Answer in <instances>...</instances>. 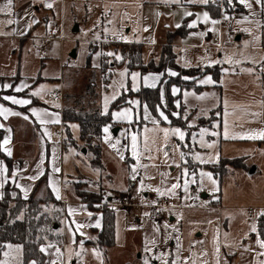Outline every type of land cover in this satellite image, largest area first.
I'll list each match as a JSON object with an SVG mask.
<instances>
[{
  "label": "rangeland",
  "instance_id": "obj_1",
  "mask_svg": "<svg viewBox=\"0 0 264 264\" xmlns=\"http://www.w3.org/2000/svg\"><path fill=\"white\" fill-rule=\"evenodd\" d=\"M48 1L52 5L51 8L45 7L43 0H12L11 11L5 9L0 12V82L5 87L7 78H11L17 80L18 87H26L37 80L31 89L34 93L38 92L36 99L40 103L49 106L45 107L46 110L44 107H37L40 118L36 115L34 117L39 122L40 119L50 121L57 117L50 108L54 105L47 97V90L57 88L59 81L63 86V107L73 105L76 98L83 96L85 86L90 81L89 70L85 66L88 58L90 65L97 67L101 54L111 53V56H119V48L112 45L114 42L142 43L140 41L158 40L161 38L165 21L171 24V19L163 20L161 14L166 13L170 6L178 5V2L186 1L198 6L217 0H208V3H200L199 0ZM228 1L232 3L234 0ZM238 1L242 3L241 0ZM29 2L36 8L35 13L40 25L34 26L32 34L45 35L43 39L22 40L23 38L12 36L26 27V20L22 21L23 15L19 13L25 10ZM6 4L7 0H0V8H4ZM242 4L249 14H257L264 34V0H245ZM218 7L221 10L220 2ZM225 13L227 12L220 14V23L223 19L231 22V16ZM198 14L199 18H204L201 13ZM9 20L13 22L8 23ZM222 35L223 50H219L220 53L223 51L220 64L224 67L225 77L222 80L230 82L227 73H239L241 86H252L253 79L264 72V47H253L247 40L240 41L235 36L228 39L225 29L222 30ZM144 48L147 55L151 47L146 45ZM73 49L75 56L71 57L70 52ZM122 69L121 66L117 68L114 79ZM122 77L113 79V83ZM205 78L209 76L203 75L198 83ZM111 88L114 93L115 87ZM97 89L99 90V86ZM245 92L242 89L239 96L235 95V99L232 95H226L224 103L233 107L237 104L241 113L249 112L250 116H260L258 101H254L253 97ZM218 97V91L211 86H206L202 92L184 90L181 99L188 111L192 112L185 127L148 121L132 122L131 113L128 111L127 118H120L121 128L114 132L113 128L120 125L103 127L100 139L95 140L100 145V168L91 164L94 157L91 151H77L71 143V139H76L78 135L76 122L69 124L72 136L63 142L61 149H58L56 138L50 134V144L53 148L51 162L46 166L52 174L53 189L58 190V182H52L53 172H56V178L60 179L59 190L63 198L67 196L66 191L73 188L82 178L80 174L85 175L96 188L102 184L103 201L93 206L114 208L115 213L114 242L105 250L98 249L90 244L75 243L71 223L66 218L69 217L72 223L76 222V209L73 204H69L61 218L60 230L64 242L60 248L63 244L64 248L59 252L64 254L63 264H72L74 260L82 264H145V260L148 264H264V248L257 243L258 240H264V233L261 234L259 229L260 222H263L264 226V216L260 215L264 211V197L258 195L262 190L254 179L247 183L243 178H231L226 192L223 189L224 193L219 197L222 189L218 177L203 166L206 163H217L221 155L222 131L220 133L218 120H215L217 113L209 112L212 105L218 102ZM0 105L20 113L18 116L9 115L7 118L0 116L3 136L9 137L7 145L3 144L4 139L0 142V151L10 156L12 161V170L0 173V184L4 185L8 181L9 185L14 186V170L18 168L24 171V162L17 164L16 160H30L38 153V144L34 139L38 137L39 128L25 111L12 108L1 100ZM225 113L235 114L236 111L231 108ZM25 116L28 118L25 119ZM182 117L185 118L186 115ZM52 125H49L50 131L54 127ZM105 128L108 129L107 133ZM176 128L184 132L183 140L172 134L171 130ZM163 129H169L167 137ZM201 129L206 130L203 136ZM230 129L237 135L248 136L245 132V121L241 120ZM10 132L13 139L9 135ZM106 136L109 137L107 141ZM134 136L136 156H133ZM110 144H115L116 147H110ZM5 148L11 149V155ZM0 162L7 169L4 160L0 158ZM133 168L136 169L135 172L132 171ZM48 174L47 179L50 175ZM133 176L136 178L132 179ZM81 183L80 181V187H85ZM174 184L179 187L172 189ZM40 186L39 188H42L44 185ZM2 191L3 186L0 187V197ZM161 192L165 195H160ZM11 194L14 195L15 191L12 190ZM109 196L113 199L108 200ZM160 196L166 197L171 206L162 209V221L160 225H156L148 217L149 208L143 204L153 202ZM219 199L224 208L217 209L215 206L214 202ZM126 200L133 204L131 208L107 204L122 203ZM256 201H260L261 204H257L260 207L250 206L257 203ZM77 217L85 224L89 216L81 212ZM87 235L91 236V231H88ZM21 252L20 244H5L0 250V264H21Z\"/></svg>",
  "mask_w": 264,
  "mask_h": 264
},
{
  "label": "crops",
  "instance_id": "obj_2",
  "mask_svg": "<svg viewBox=\"0 0 264 264\" xmlns=\"http://www.w3.org/2000/svg\"><path fill=\"white\" fill-rule=\"evenodd\" d=\"M219 2L222 5V8H220L221 10H219V7H218L219 16L221 13L225 11L227 12L225 13L227 16L229 17L231 16L230 17L231 25L234 30L235 38L240 41L247 40L253 47H256L259 49L263 48L264 47V34H263L262 28L260 27L261 22H259V19H257L259 18L257 17V14L255 15L249 14L245 6L242 3H240L238 0H234L232 3H230V1L228 0H217L214 3L219 4ZM43 3L45 7H47L46 5L50 4V1L43 0ZM177 4L178 5L170 6L171 8H168V11L166 13L161 14L163 15V18H164L163 20L171 19V24L170 22L165 21V23L162 25L163 27L161 30V34H162L161 38H159L158 40H154V41H152V39H149L146 41L144 40L140 41L142 42L144 47L146 45L151 47L150 49H148L147 55H145L146 48L142 46L143 47L142 48V61L143 63H147L149 60H153L155 63L158 62L159 57H160L161 47L165 43L166 33L169 30H173L174 28H176V25L178 24L180 25L185 20V24L188 28L187 33L181 37H176L173 43L171 44L173 52L176 55L175 62L179 66H182V67L206 68L209 66L220 65L221 73L219 76V80L215 81L210 73L202 74L195 81V84L200 86V89L197 90L196 92H202L206 86H211L216 91H218V94H219L218 102L212 105V107L209 109V112L210 114L212 112L217 113L215 120H218L220 133L222 131L221 146H220L221 155L219 159L220 158H242L243 163L247 166V168L229 167L228 172L222 177L220 181L222 190L220 191L219 197H222L224 193L223 189L226 192V188L228 187L227 184H230V182L232 181L231 178H234V179L243 178V180H245V182L247 183H250L249 181H251V179H254L257 183V186L262 190V192L258 193V195L261 194L260 196L264 197V139L241 138V137H247V136L240 135V134L237 135L235 132L231 131L230 129L232 125H236L238 122L242 120L247 123V129L245 130V132L248 133V135L255 134L258 136L262 131H264V72L260 73V75H258L257 77L253 79L252 86L250 84H247L245 87L241 86L242 80L240 78L239 73H230V72L227 73L228 75L227 78L230 79V82L228 81L224 82L222 80V78L225 77L224 67L220 64L222 62L221 59L223 57V51L221 53L219 52V50H223L222 48H223L224 43L222 44V38H223L222 30L224 28H222L221 26L219 16L217 18L212 17L211 12L209 11L208 8L205 7V4L196 6V5H191L187 3L186 1L181 2V3L178 2ZM202 7H205V8H202ZM35 9L36 8H34L33 4L29 2L25 6V10H23V12L20 11L19 14L23 15L22 21L26 20V24H25L26 27H24L23 30H21L20 32H15V34L12 35L13 37L23 38L22 40H27V39H32V38L43 39V37H45V35L36 36L32 34L34 30V26L40 27V25L38 24L39 19L38 17H36ZM185 13H191V15H185ZM198 13H201L200 15L203 17H204V13H207L208 19L205 20L204 18L203 19L199 18ZM20 15H19V21H21ZM33 20H35L36 23H32ZM213 21H215L216 23H213ZM162 22L163 21L161 19V24ZM193 22H195L194 26L189 27V25L193 24ZM14 24L16 25L17 22L15 21ZM29 25H31V27H29ZM256 25L258 26V28H256ZM76 30H78L77 25H76ZM220 32H221V36H220ZM21 33H23V35H21ZM201 33H203V35H201ZM131 42L132 41H126V43H131ZM135 43H138V42H135ZM62 46H63V43H62ZM262 60H263L262 64L264 65V59ZM170 72H174V71H171L170 69L166 70L167 74H169ZM121 73H124L123 76L125 77V79H123V77L120 75ZM132 73H139L140 76L137 77L135 81H133L132 75H131ZM120 74L117 77L121 76L123 80L120 79L118 80V82L114 84L113 81L117 77L115 79L112 77L110 83L108 84L107 89L102 91L101 105H102V111L104 113L107 112L110 103L114 100L113 97L115 98L118 97L122 90H127L128 87L131 88L133 91L139 89L141 86L151 87L149 85L152 84V81L149 80L148 83L146 84L143 79V77L149 76V74L159 76V79L155 81V86L159 84L160 79L162 77L161 71H158V72L148 71V72L141 74L139 71L134 70L128 75L126 68H123ZM203 75H208L212 79L213 83L207 84V85H202L198 83L199 82L198 80ZM128 77H129V83L127 80ZM7 79L8 80L6 81L7 82L6 85H9V87H3L2 86L3 84L0 82V89L8 88V89H11L12 92H19V91H16V89L18 88L17 80L11 79V78H7ZM113 86L115 87V90H116L114 93L112 92L113 90L111 88ZM29 87L30 85L26 87L25 85L22 87H19L21 89L20 91L28 89V92L26 95H23V96L13 95V94L5 95V96L15 97L16 99H24V100L30 101V103L28 104H23V105L14 104V105L18 107H26V111H25L26 115L29 116L30 120H34L38 124V128H39L38 137H36L34 140L38 144L37 145L38 153L40 150V154L36 153V155L30 160L22 161L21 164H23L24 162V167H23L24 171L21 170L22 171L21 172L18 168H16L12 176V180L14 181V186L17 189H19L23 197H27L28 195H30L36 180H38L44 174L47 163L49 164V162H51L50 157H51V151L53 147L50 144L51 143L50 138L53 136V129H55L59 125V123L63 121L62 112L59 111V106L53 103L54 107H50V108L53 109V112L54 114L56 113L57 117L53 118L52 120L48 122H51V124H53L52 126L54 127L50 131L49 125L51 124H48V122L45 124H41L34 117L31 110L33 109V107L36 109L37 107H44V109L46 110L47 108L45 107H49V106L43 102L40 103L36 99V95H33L34 92L31 89L33 87L31 88ZM173 89H177V91L174 93ZM242 89L246 91L245 94L247 93V95L252 96L254 101H258L257 105L261 112L260 116H255L254 113H253L254 116H250L249 112L248 113L246 112L245 114L241 113V109L237 106V104H235L236 106L233 107L231 104L227 105L224 103V98L226 97V95H232V98L235 99V95L239 96L242 92ZM170 90L173 95L179 96L175 100L176 109H179L180 106H183V111H182L181 116L186 115L185 118L187 122L188 118L192 115V112L188 111L189 109H187L181 97H182V93L184 90H193V89L180 90L179 86L173 84L171 85ZM20 96L21 98H17ZM32 98L36 99L40 103V105L32 104L31 103ZM231 102H237V101L231 100ZM231 108L234 109V112L236 111L235 114L225 113V111H230ZM125 109H128L129 112L131 113L130 117H131L132 122H136V121L141 122L139 121V118H140L142 121H148L150 123L151 122L159 123L157 119L151 114V112L149 111V109L144 103H141L140 100L136 96H130L127 99V105H124L112 111V119L114 121V124L105 125L104 127L108 126L109 128H112L116 125H120L118 129L121 128L122 123H121L120 118L115 117L113 114L119 113ZM185 112L186 114H184ZM160 113L161 111H159V114ZM52 121H55V122H52ZM51 133H52V136L50 135ZM102 133H103V129H102ZM9 135L11 139H13L12 132H10ZM4 136L2 137V139H5ZM71 136H72V133H71ZM66 140L67 139L64 140V143ZM71 140H72L71 143L76 147L77 151L79 149L85 148L86 151L84 153L90 152L83 145L82 140H80L79 138V126H78L77 138L76 139L72 138ZM93 144H97V142L94 140ZM61 148L62 147H60L58 144V149H61ZM49 149H50V155H49ZM48 173L50 175L48 174L49 179H47V185L49 189L51 190L52 194L56 198L59 197L58 199L61 200L62 203L64 204L63 205L64 212L66 213L65 209H67L69 204H73L74 208L76 209V222L73 221L72 223L69 217L66 218V220L68 219V222L71 223L70 228L72 229V232H74L75 243L77 244V243L83 242L85 244H88L86 240L94 238L95 235L97 234V231L101 227V211L97 207L95 208L93 206V205H96L97 203L90 205L87 202L81 201L80 198L76 195V185L73 188H70L68 191H66L67 196L66 198H63L59 190L60 189L59 186L61 185L60 179L56 178V175H55L56 172H53L54 178L52 182H54L55 184H56V181L58 182V190L55 188L53 189V187L51 186V180H52L51 175L52 174L50 173V171ZM245 173H249V175L247 176ZM30 177H38V178L30 179ZM80 177L82 178L78 180L76 183H79L81 181L82 182L81 185L86 187V188L85 187L82 188L81 186L80 187L81 190H85L88 192H98V193L100 192L102 196L104 195V192L102 190V184L97 183L99 184L98 185L99 188H96V186L92 185L94 184L93 182H89L87 180L88 179L87 176L80 174ZM17 185H19V187ZM110 199H113L112 196L108 197V200ZM219 201L221 200L219 199L214 202L217 209L224 208L219 203ZM257 204H261L260 201H258L257 203H252L250 206H252L253 208L256 206L260 207V205H257ZM113 211H114V208H113ZM81 212H84L86 215L89 216L86 219L85 224L81 223L80 219L77 217V214ZM114 224H115V215H114ZM88 231H91L92 233V235L89 237L87 235ZM60 247L61 246H58L56 244L42 245L40 248L44 249V251L42 252L45 255V260L43 264H63L64 254L63 252L60 253L59 250L60 249L63 250L64 247L62 248ZM27 264H37V263L31 260ZM72 264H82V262L80 261L77 262L76 260H74L72 261Z\"/></svg>",
  "mask_w": 264,
  "mask_h": 264
},
{
  "label": "trees",
  "instance_id": "obj_3",
  "mask_svg": "<svg viewBox=\"0 0 264 264\" xmlns=\"http://www.w3.org/2000/svg\"><path fill=\"white\" fill-rule=\"evenodd\" d=\"M206 8L212 14V17L217 18L218 3H208ZM188 28L185 20L173 30L166 33L165 43L161 47L160 57L158 62L149 60L147 63L142 61V43H123L114 42L116 48H119V57L111 56L103 53L99 57L98 66L93 67L89 63V58L86 60V68L89 70L90 81L85 86L82 97L76 98L73 105H66L62 110V120L64 123L65 139H71V131L69 123L76 122L79 126V138L88 151H91L93 158L91 164L101 167L100 161V145L93 144V141L100 139L102 129L105 125H113L112 111L124 105H127V99L130 96H136L141 103H144L151 114L157 119L160 124H169L185 127L186 118H182L181 114L183 106L176 109L175 100L179 97L171 93L170 87L175 84L183 89H200L195 81L204 73H210L215 81L219 80L220 65L209 66L206 68L200 67H182L175 62V53L172 49V43L176 37L185 35ZM28 35V34H27ZM126 68L128 75L137 70L141 74L151 72H162L160 82L155 87L141 86L133 91L131 88L122 90L109 105L107 112L102 111L101 94L107 89L112 77L118 67ZM170 69L177 75H169L166 70ZM95 77H97L95 79ZM187 77V79H185ZM98 79V80H97ZM129 83V77H128ZM37 80L34 82L36 83ZM31 84L29 88L33 85ZM99 86V90L97 87ZM28 89L19 92H12L11 89H0V100L12 108L26 111V107H18L8 100L4 99L5 95H26ZM85 96L86 99H82ZM32 104L39 102L32 98ZM163 112L167 116V120H163L159 114ZM175 113V115H173ZM139 121H142L139 118ZM3 136V129L0 128V142ZM0 158L4 160L7 171L12 170L11 157L0 151ZM17 164H21L22 160L18 158ZM215 176L219 182L222 177L228 172L229 167L247 168L243 163L242 158H220L217 163L203 164ZM11 173V172H10ZM48 168L46 166L44 174L35 182L33 189L27 197H23L19 189L9 185L6 181L3 185L2 196L0 197V250L7 243H18L21 245V264H27L33 260L37 264H43L45 255L41 251V246L44 244H56L62 246L63 233L61 232V218L64 213L63 203L56 198L47 185ZM40 185H44L42 188ZM79 185V186H78ZM12 190L15 194L12 195ZM41 193H43L41 195ZM76 195L81 201L88 204L101 203L103 196L99 192H88L80 189V184L76 183ZM101 211V227L97 234L92 239H87L88 244L93 245L98 249H106L114 242V211L106 206H97ZM263 222H260L259 229L261 234L264 233Z\"/></svg>",
  "mask_w": 264,
  "mask_h": 264
},
{
  "label": "snow or ice",
  "instance_id": "obj_4",
  "mask_svg": "<svg viewBox=\"0 0 264 264\" xmlns=\"http://www.w3.org/2000/svg\"><path fill=\"white\" fill-rule=\"evenodd\" d=\"M173 2H178V0H173ZM190 2H191V0H190ZM199 2H200V3H208V0H199ZM241 2L244 3L245 0H241ZM46 6L49 7V8L52 7L51 4H47ZM5 9H7L9 12L11 11V9H12V0H7V4L5 5L4 8H0V12L5 11ZM185 15H191V13H185ZM204 19H205V20L208 19V14H207V13H204ZM12 22H13V21H11V20L8 21V23H12ZM32 23H36V21L33 20ZM194 23H195V22H193V24H190L189 27H193V26H194ZM213 23H216V22L213 21ZM29 27H31V25H29ZM176 27H180V25L178 24V25H176ZM21 35H23V33H21ZM201 35H203V33H201ZM125 39H127V38L125 37ZM109 55H111V53H109ZM116 59H120V57L117 56ZM229 62H231V61H229ZM249 71H250V70H249ZM169 74H170V75H177V73H175V72H170ZM120 75L123 76L124 73H121ZM131 75H132V79H133V81H135V80L137 79V77L140 76L139 73H132ZM143 79H144V82H145L146 84L148 83L149 80H151V81H152V84H150L149 86H151V87H155V81L159 79V76L149 74V76H145V77H143ZM185 79H187V77H186ZM200 83H202V84H211V83H213V81H212V79L209 77V78H205L204 80L200 81ZM5 87H9V85H5ZM20 90H21V89H20L19 87L16 89V91H20ZM176 91H177V89H173V92H174V93H175ZM37 94H38V92H37V93H33V95H37ZM186 95H187V94H186ZM200 98H202V97H200ZM4 99H5V100H9V101H11L13 104H21V105H23V104H28V103H30V101H28V100H24V99H16L15 97H12V96H5ZM113 99H115V97H113ZM31 111H32L33 115H36V116H37L38 119L40 118V113H39V111H38L37 109H32ZM128 111H129L128 109H125V110H123V111H121V112H119V113H114L113 115H114L115 117H118V118H127V113H128ZM9 115H15V116H18V115H20V113H18V112H13L11 109L6 108V107H4L3 105H0V116H4L5 118H7V116H9ZM173 115H175V113H173ZM160 116H161L163 119L167 120V116H165L163 112L160 113ZM24 118L27 119L28 117L25 116ZM47 122H48V121H45L44 119H40V123H41V124H45V123H47ZM52 122H55V121H52ZM0 127H2V125H0ZM104 131H105V133H107V132H108V129L105 128ZM163 131H164V133H165V136L167 137V135L169 134V129H163ZM171 131H172V134H173V135H177V136H179V138H180L181 140H183V138H184V132H182L179 128L173 129V130H171ZM205 131H206L205 129H201V136H203V134H204ZM241 138H248V139H264V131H262L258 136L255 135V134H251V135H248L247 137H241ZM108 139H109V137L106 136V137H105V140L107 141ZM132 139H133V156H136L137 153H136V150H135V149H136V143H135L136 138H135V136H134ZM8 143H9V137H5V139H4V141H3V144H4V145H7ZM117 143H118V142H117ZM0 147H2V145H0ZM110 147L115 148L116 145H115V144H110ZM4 150H5L9 155H11V149H9V148H5ZM165 155H167V153H165ZM181 155H183V154H181ZM121 159H123V156H122V155H121ZM197 159H199V157H197ZM4 171H6V169L3 167V163L0 162V173H2V172H4ZM56 171H59V169H56ZM132 171L135 172L136 169L133 168ZM37 178H38V177H30V179H37ZM135 178H136L135 176L132 177V179H135ZM2 186H3V185L0 184V187H2ZM17 186L19 187V185H17ZM177 187H179V185H178V184H174V185L172 186V189H175V188H177ZM185 189H186V185H185ZM157 191H159V190H157ZM169 191H171V190H169ZM160 195H165V193H164V192H161ZM58 198H59V197H58ZM260 215L264 216V211H262V212L260 213ZM254 230H255V228H253V231H254ZM82 243H83V242H81V244H82ZM257 243L260 245L261 248H264V240H258ZM41 251H44V249L42 248ZM146 251H147V249H146ZM5 255H7V253H5ZM145 264H148V261H147V260H145ZM173 264H175V262H173Z\"/></svg>",
  "mask_w": 264,
  "mask_h": 264
},
{
  "label": "built area",
  "instance_id": "obj_5",
  "mask_svg": "<svg viewBox=\"0 0 264 264\" xmlns=\"http://www.w3.org/2000/svg\"><path fill=\"white\" fill-rule=\"evenodd\" d=\"M222 28L227 31V38L231 39L234 36V30L232 28L231 22L228 19H223L221 22ZM47 97L49 100L59 106V111L62 112L63 109V86L61 81H59V85L57 88L47 90ZM53 136L56 138L57 143L60 147H62L63 142L65 140V131H64V124L63 121L59 123V125L53 129ZM107 204H114L116 206H125L131 207L133 204L129 201H123L122 203H110ZM143 206H147L149 208L148 217L150 220L154 221L156 225H160L163 213L162 209L169 207V202L166 197H157L155 201L143 204ZM64 242V239H63ZM64 247V244H63Z\"/></svg>",
  "mask_w": 264,
  "mask_h": 264
},
{
  "label": "water",
  "instance_id": "obj_6",
  "mask_svg": "<svg viewBox=\"0 0 264 264\" xmlns=\"http://www.w3.org/2000/svg\"><path fill=\"white\" fill-rule=\"evenodd\" d=\"M70 56L71 57H74L75 56V51H74V49L73 50H71V52H70ZM118 130V127H115V128H113V131L114 132H116ZM83 150V152H85L86 151V149L85 148H82Z\"/></svg>",
  "mask_w": 264,
  "mask_h": 264
}]
</instances>
